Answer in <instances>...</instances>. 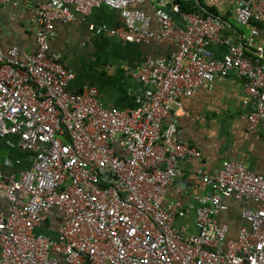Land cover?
<instances>
[{
	"label": "built area",
	"instance_id": "obj_1",
	"mask_svg": "<svg viewBox=\"0 0 264 264\" xmlns=\"http://www.w3.org/2000/svg\"><path fill=\"white\" fill-rule=\"evenodd\" d=\"M146 0H48L35 20L37 49L22 58L0 46V149L16 137L28 159L0 154V264H264V174L227 159L215 173L199 169L210 188L184 207L162 198L177 188L180 161L201 157L179 139L181 96L212 89L234 72L244 80L250 129L264 122V59L250 55L260 30L222 40V19L154 0L155 17L132 8ZM16 1L0 0V9ZM120 11L118 27L89 24L127 42H173L169 57L149 56L133 75L145 86L134 108L105 105L96 86L71 90L75 73L51 51L55 23L86 17L94 8ZM170 8L183 20L174 22ZM241 25H264V0H242ZM226 45L221 59L209 48ZM263 51L261 46L256 47ZM18 167L5 174L3 168ZM234 198L248 222L236 239L217 215ZM195 212L194 233L177 219Z\"/></svg>",
	"mask_w": 264,
	"mask_h": 264
},
{
	"label": "crops",
	"instance_id": "obj_2",
	"mask_svg": "<svg viewBox=\"0 0 264 264\" xmlns=\"http://www.w3.org/2000/svg\"><path fill=\"white\" fill-rule=\"evenodd\" d=\"M11 1H16L17 5L8 4L0 9V46L17 45L24 58L37 49L36 33L40 26L35 20V12L40 2L48 0ZM189 1H193L203 11L214 10L222 19V40L230 38L239 41L251 34L252 25H257L260 33L249 49L253 55L254 51L264 55V25H241L237 20L236 11L242 0ZM153 4L154 0H146L144 3H134L131 7L150 14L154 26H158ZM169 14L174 22L184 25V20L171 8ZM122 22L123 18L117 9L106 5L94 8L86 17L79 16L68 23L57 21L50 47L51 51L62 55L68 68L75 73L70 83L71 90L96 86L105 105L134 108L140 104L145 91L144 84L134 77V71L149 56H171L176 44L152 40L127 42L109 33L98 35L89 29V24L114 28ZM225 45L223 41L209 45L216 59L222 58ZM258 46L263 51H258ZM246 99L244 80L234 72L219 80L212 89L202 87L191 96H181V109L177 116L179 139L195 145L202 155L180 161L182 177L177 179V188L162 198L165 205L180 202L187 209L188 204L195 201L194 195L208 194L210 188L199 180L196 172L202 168L215 173L227 159L240 161L248 169L264 174V122L255 131L250 129L247 115L253 103L249 101L245 104ZM9 141L13 145L5 140L1 147L7 150V158L28 157L27 152L18 149L16 137H9ZM17 169L8 165L3 168L5 174ZM225 202L227 208L216 217L220 223L229 225L228 237L236 239L239 227L248 222L242 217L240 205L234 198H226ZM6 204V200L0 198V205ZM177 225L183 226L189 233L196 232L194 210L189 208L186 215L177 219Z\"/></svg>",
	"mask_w": 264,
	"mask_h": 264
},
{
	"label": "trees",
	"instance_id": "obj_3",
	"mask_svg": "<svg viewBox=\"0 0 264 264\" xmlns=\"http://www.w3.org/2000/svg\"><path fill=\"white\" fill-rule=\"evenodd\" d=\"M175 1L180 4L182 10L195 11V12L202 13L204 15H207L208 13H213L216 15V12L214 10L203 11L202 9H200V7H197V5L193 1H189V0H175ZM249 54L253 55L251 52H249Z\"/></svg>",
	"mask_w": 264,
	"mask_h": 264
},
{
	"label": "rangeland",
	"instance_id": "obj_4",
	"mask_svg": "<svg viewBox=\"0 0 264 264\" xmlns=\"http://www.w3.org/2000/svg\"><path fill=\"white\" fill-rule=\"evenodd\" d=\"M0 154H1L2 156H6V157H8V152H7V150H6L5 148L0 149Z\"/></svg>",
	"mask_w": 264,
	"mask_h": 264
},
{
	"label": "water",
	"instance_id": "obj_5",
	"mask_svg": "<svg viewBox=\"0 0 264 264\" xmlns=\"http://www.w3.org/2000/svg\"><path fill=\"white\" fill-rule=\"evenodd\" d=\"M248 51H251V49H248ZM253 53H254L256 56H258V57H260V56H261V57H264V55L258 54V53L255 52V51H254Z\"/></svg>",
	"mask_w": 264,
	"mask_h": 264
},
{
	"label": "clouds",
	"instance_id": "obj_6",
	"mask_svg": "<svg viewBox=\"0 0 264 264\" xmlns=\"http://www.w3.org/2000/svg\"><path fill=\"white\" fill-rule=\"evenodd\" d=\"M250 52V51H249Z\"/></svg>",
	"mask_w": 264,
	"mask_h": 264
}]
</instances>
